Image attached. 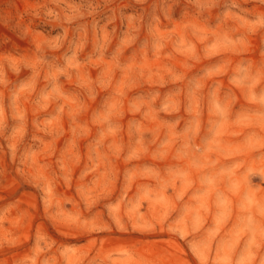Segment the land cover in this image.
Returning <instances> with one entry per match:
<instances>
[{"label":"rangeland","instance_id":"374dc122","mask_svg":"<svg viewBox=\"0 0 264 264\" xmlns=\"http://www.w3.org/2000/svg\"><path fill=\"white\" fill-rule=\"evenodd\" d=\"M0 264H264V0H0Z\"/></svg>","mask_w":264,"mask_h":264}]
</instances>
